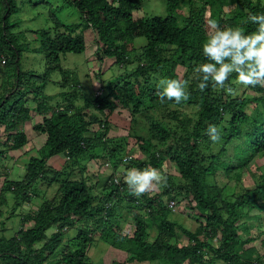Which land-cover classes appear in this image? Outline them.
<instances>
[{
    "label": "trees",
    "instance_id": "obj_1",
    "mask_svg": "<svg viewBox=\"0 0 264 264\" xmlns=\"http://www.w3.org/2000/svg\"><path fill=\"white\" fill-rule=\"evenodd\" d=\"M141 4L142 0L53 3L48 13L51 29L39 32L36 50L21 47L11 31L16 28L11 18L19 11L15 0H0V128L7 137L0 140V158L7 150L20 149L28 141L21 131L31 110L22 101L24 93L39 94L56 71L61 74L60 86L64 90L62 101L54 108L43 102L35 108L41 114L52 109L49 117L35 125L36 131L46 137L45 153L41 158L29 159L20 180L5 179L0 189V207L8 203V194L16 199L14 205L28 203L30 195H39L38 183L53 172L46 165L48 158L63 154L67 172L56 180L51 197L42 200L32 213L22 214V224L15 235L0 238V264H92L87 249L93 242L94 230L103 243L130 255L127 260L110 264H264V85L250 86L254 94L243 97L226 91L233 87L231 84L220 89L210 83L201 91L200 74L195 71L200 63L207 62L201 49L206 24L215 21L221 26H240L246 33L254 31L256 25L248 21V15L264 13V0H166L165 15L136 18L133 11ZM65 5L80 12L77 22L65 24L56 15ZM228 5L232 7L226 11L224 7ZM89 30L99 44L98 59L114 57L113 63L125 69L122 80L117 77L96 87L100 94L92 88L84 94L76 72L60 64L61 56L85 51V33ZM138 38H143L144 43L136 47ZM129 43L133 45L127 49ZM22 51L42 55V74L18 70ZM178 66L185 67L182 82L189 92L188 99L179 105L162 101L154 81L158 72L180 79L175 73ZM189 73L196 74L190 83ZM35 81L39 84L35 85ZM21 89L27 91L22 93ZM80 98L82 105L76 103ZM250 103L253 109L247 113ZM172 104L197 109L196 117L185 116L181 130L169 127L170 118L177 117V109L165 114ZM159 109L163 116L160 119L156 112ZM125 114L132 120L142 115L150 125L149 138L134 133L136 150L142 158H128L126 137L111 136L118 128L111 122L112 116L125 120ZM221 122L226 124L215 144L218 148L212 150L207 129ZM167 159L179 176L165 175ZM257 159L263 163L257 164ZM95 165L97 171L101 169V173L109 175L99 180V173L91 171ZM123 165L156 168L172 187L159 192L162 196L147 191L137 197L123 179ZM253 165L256 184L243 185L228 195L232 197L223 196L222 183L207 180L208 176L224 174L240 184L244 172L251 171ZM163 197L174 198L177 203L179 199L185 201L187 209H180L188 211L185 224L179 222L181 214L170 217L173 212ZM117 211L132 219V235L121 231ZM193 220L197 222L194 230L190 229ZM254 227L256 235L252 233ZM149 228L155 230L153 236ZM182 237L187 240L185 244L181 243ZM257 238L261 243L251 244Z\"/></svg>",
    "mask_w": 264,
    "mask_h": 264
},
{
    "label": "rangeland",
    "instance_id": "obj_2",
    "mask_svg": "<svg viewBox=\"0 0 264 264\" xmlns=\"http://www.w3.org/2000/svg\"><path fill=\"white\" fill-rule=\"evenodd\" d=\"M33 2H36V4L32 3L30 0H15L19 7V11L16 13L15 16L11 18V21H15V29L12 28V33L15 34L16 40L18 44H22L21 47L25 46V49H36L38 48V42H37V36L39 35V32L41 30H47L51 29V22L49 20V11L51 8L50 5L59 4L61 0H32ZM232 6L228 5L225 6V10L229 11ZM59 17V19L64 22L65 24H71L73 22H77L80 18V12L72 6L65 5L62 7L58 12H56ZM134 17L140 18L142 16L146 15H156V16H163L166 14V0H142V4L139 7V9L133 11ZM206 20V17H205ZM206 30L209 31L211 29V24H206ZM86 43V51L82 54H74V53H67L60 57V64L63 68H76V74L80 82L78 83L81 88L84 91H90L92 90L96 91V85L99 83L98 77L102 76V83H108L109 79L120 77V80H122V76L125 73L124 67H121L115 63H112L114 60L109 57H104V63L97 61L95 58V54L97 55L99 52L98 50V42L93 41L91 37L86 34L85 38ZM144 43L143 38H138L135 41L136 47ZM133 43H129L127 46V49H129ZM94 52V53H93ZM21 69L23 71H31L36 74H42L45 70V60L43 59L42 55L39 52H27L22 51L21 55V62H20ZM109 66V68H108ZM134 70V69H133ZM183 71H185V67L178 66L176 68L175 73L178 75V80L182 81L183 78ZM187 72V71H186ZM190 78L188 79V83H190L191 78H194L196 74L189 73ZM61 78V74L59 72H54L51 76V80H58ZM164 78H170L169 76L161 75L160 72L155 74L154 81L159 83L161 79ZM96 81V83H95ZM35 85H38L39 82L35 81ZM232 85L235 90L238 91L237 95L232 96H251L254 94V91L250 89V86H243L239 85L234 82V78L228 82H226L227 85ZM264 85V82H262ZM158 86V85H157ZM38 88V87H37ZM22 93L26 90L21 89ZM91 90V91H92ZM187 90V88H186ZM64 90H62L61 86H56L52 82H48L46 84V87L43 91H41L39 94L33 93V91H29L24 93V99L22 100L25 105L30 107V118L29 120L25 121L21 125V131L25 132L28 138V141L25 143V145L17 150H7L5 157L0 158V189L3 185V182L6 178L11 180H20L22 178L23 173L26 172V164L28 163L29 159L31 157H37L41 158L42 155L45 153L44 148V142H45V135L41 134L36 131L35 125L41 123L43 121V118L49 117L51 115V110L47 111L46 113H39L36 111L37 106L43 102L44 105L50 106L51 108H54V105L60 103L63 99L62 93ZM66 91V90H65ZM67 92V91H66ZM16 100H20V97L13 96ZM37 98V99H36ZM77 104L82 105L83 98L78 99L76 102ZM36 108V109H35ZM177 109V117H171L169 120V127L171 128H177V130L182 129V123L185 122V116L187 117H196V108L193 105H183L180 108H177L174 104L169 105L168 108L165 110V114L168 112H173ZM253 109V104H249L248 107H246L247 113H250ZM157 115L159 116V119L163 116H160L159 111ZM176 113V112H175ZM127 114H125L126 117ZM115 122L117 125V129H114L111 132V136H123L126 137L127 143L125 141L126 149L129 147L130 153L132 156H137L139 158H142L143 156L138 152L137 153V144L135 142L134 133L142 136L144 139L149 138L148 133V127L150 126L146 122V118L142 115H138L135 117V119H131L129 116L125 118V120L122 117H113L112 121ZM225 122L219 123L216 127L221 131L222 128L225 126ZM192 123L190 124V126ZM133 133V134H132ZM6 133L3 131L2 128H0V140L5 141L6 140ZM173 141L169 142V145H172ZM216 143L212 144V150L218 148L215 146ZM214 148V149H213ZM128 156V155H127ZM48 160V159H47ZM264 161V159H262ZM261 159L255 160L257 164L263 163ZM123 164L126 165L125 162ZM46 165L50 167L53 172L47 173L45 179L43 181H40L38 183V187L40 190V193L38 196L34 197L31 196V201L23 202L18 205H14V202H16V199H14L13 195L8 194V203L4 204L0 207V238H9L13 235H15V232L19 229L22 219V214H28L32 213L31 210L37 209L40 204L42 203V200L46 199V197H51L54 193L55 187H56V180H61L63 177L62 174H65L67 172L65 171L66 167V160L63 159V156L60 154H57L53 156V158L49 159L46 162ZM90 166V165H89ZM129 166V165H127ZM71 167V166H70ZM121 172H123V169L128 168L124 165L120 167ZM164 172L165 175H169V173H174L173 175L179 176L176 172V167H172V163L165 161L164 163ZM94 170H91L95 172L96 174L99 173V180L104 178L107 174L101 173L102 170L98 169V165L93 168ZM57 170H60V174L58 175L56 172H59ZM251 171L247 170L244 172L242 177V182L235 183L233 179H228L224 176V174L218 175V176H208L207 180L210 183H222V194L225 197H232L228 196L230 193H236L238 190L241 189V187L247 186L252 187L257 182V171L255 170V165L251 166ZM167 173V174H166ZM124 174V173H123ZM161 174V173H160ZM109 175V174H108ZM107 175V176H108ZM164 175V177H165ZM169 180V179H168ZM167 179L162 180L160 183H153V187L150 188L149 193L157 192L159 196V192H161L163 189H170L172 186L167 185ZM102 183V182H101ZM226 186V187H225ZM238 186V187H236ZM45 196V197H44ZM169 197L165 198L163 197L164 201H169ZM181 201V202H180ZM180 203H177V208L179 209H173L171 214V218L175 214H181L178 215L181 217L179 222H185L187 221L188 211H185V213L180 212V209H187L185 206V201L183 199H179ZM13 211V213H12ZM178 211V212H177ZM176 212V213H174ZM141 213L144 214V211L141 210ZM118 214V211L116 212V215ZM115 216V215H114ZM119 217V226L121 228V231L123 233H129L130 235L133 234L135 226L132 223V219H127L124 215V212H120L118 214ZM147 220V219H146ZM258 221V220H257ZM21 223V224H20ZM188 223V222H187ZM31 225V223H29ZM264 224V221H263ZM28 226V224L26 225ZM256 226V225H255ZM197 227V222L193 220L190 224V229L194 230ZM151 236L155 234V230L149 228L148 229ZM252 233L256 235L257 229L252 230ZM97 231L94 230L92 232L93 242L87 249V254L89 258L92 261V264H110L114 260H127L130 258V255L125 254V252L119 250L118 248L109 246L105 243H103L101 240L98 239ZM186 238L182 237L181 243H186ZM218 243V242H217ZM261 243V238H257L254 242L251 244L259 245ZM260 249V248H259ZM132 264V263H130ZM133 264H149L148 262L143 263H133ZM155 264V263H154Z\"/></svg>",
    "mask_w": 264,
    "mask_h": 264
},
{
    "label": "clouds",
    "instance_id": "obj_3",
    "mask_svg": "<svg viewBox=\"0 0 264 264\" xmlns=\"http://www.w3.org/2000/svg\"><path fill=\"white\" fill-rule=\"evenodd\" d=\"M248 21L255 24L256 28L254 31L247 33L240 26H221L215 21L212 22L211 29L205 33V39L201 43L202 55L207 62L200 63L195 69L200 74L198 77V88L201 91L207 89L210 83L220 89H225L226 82L233 79V74H235L234 82L239 85L255 86L264 82V13H249ZM85 34H88L93 42L90 30L86 31ZM95 58L97 61L103 63L105 61L104 59H98L96 54ZM2 63H4V60H2ZM20 68L18 70H22ZM68 69L73 70L71 71L72 73L77 71L76 68ZM114 79H109V81ZM98 80L99 83L95 84L96 87L101 85L102 76L98 77ZM61 81V78L58 80H51L50 78L47 80V83L52 82L54 85L60 86ZM158 88L160 89L159 96L162 101L167 99L179 105L189 97L185 83L178 79H161L158 83ZM226 91L231 95L238 94V91L230 86L226 88ZM95 92L96 94H100L98 89ZM207 134L213 143L221 139L220 130L214 125H209ZM60 155L66 160L63 154ZM127 155L128 158L133 157L131 153ZM51 158L53 156L48 158V160ZM123 172L125 183L128 185L131 193L137 197L149 191L153 187L154 182L158 184L165 179L153 167H145L143 169L125 168ZM170 200H175L174 208L168 207L167 204ZM169 201H164L166 207L169 210L175 209L177 207V200L170 198Z\"/></svg>",
    "mask_w": 264,
    "mask_h": 264
},
{
    "label": "built area",
    "instance_id": "obj_4",
    "mask_svg": "<svg viewBox=\"0 0 264 264\" xmlns=\"http://www.w3.org/2000/svg\"><path fill=\"white\" fill-rule=\"evenodd\" d=\"M167 205H168L169 208H174L175 200H170Z\"/></svg>",
    "mask_w": 264,
    "mask_h": 264
}]
</instances>
